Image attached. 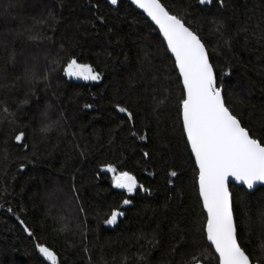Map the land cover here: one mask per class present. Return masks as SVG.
<instances>
[{
	"label": "trees",
	"instance_id": "obj_1",
	"mask_svg": "<svg viewBox=\"0 0 264 264\" xmlns=\"http://www.w3.org/2000/svg\"><path fill=\"white\" fill-rule=\"evenodd\" d=\"M161 2L201 37L226 106L264 137V0ZM73 57L101 80L68 78ZM182 99L164 39L129 1L0 0V264H51L38 243L58 264H218ZM231 191L239 243L264 264V186ZM112 210L123 215L105 223Z\"/></svg>",
	"mask_w": 264,
	"mask_h": 264
},
{
	"label": "snow or ice",
	"instance_id": "obj_2",
	"mask_svg": "<svg viewBox=\"0 0 264 264\" xmlns=\"http://www.w3.org/2000/svg\"><path fill=\"white\" fill-rule=\"evenodd\" d=\"M133 2L159 26V31L167 42V50L174 55L175 67L182 78V127L198 165L199 196L207 211L203 228L206 239L218 253V264H250L249 256L237 239L228 180L232 177L249 189L257 182H264V137L254 138V134H250L251 130L242 126L241 119L226 106L222 86H217L208 52L191 24L184 18L171 14L161 0ZM199 2L204 4L206 0ZM110 3L115 5L117 0H110ZM223 3L224 0H220L221 6ZM220 27L222 25H218V30ZM63 71L68 76L84 80L95 81L101 78L100 73L91 65L80 64L74 57L68 60ZM26 79L32 82L35 77L26 76ZM27 102L26 99L21 101ZM117 108L120 112H127L131 118L132 113L127 108L119 105ZM43 116L47 118V112ZM51 127V122L44 124L41 131L47 132ZM24 138V131L15 135L16 141ZM106 168L114 173L113 183L117 187L126 189L129 193L138 187L136 178L129 172L116 173L111 164L106 165ZM171 175L177 174L173 171ZM123 203L128 204L130 201L124 200ZM120 215L123 213L112 210L105 223H114ZM35 247L51 264H58L56 254L49 247L42 243ZM192 264L200 262L193 258Z\"/></svg>",
	"mask_w": 264,
	"mask_h": 264
},
{
	"label": "water",
	"instance_id": "obj_3",
	"mask_svg": "<svg viewBox=\"0 0 264 264\" xmlns=\"http://www.w3.org/2000/svg\"><path fill=\"white\" fill-rule=\"evenodd\" d=\"M117 1H119V0H117ZM127 1H129L136 9H138L140 12H142L143 14H145V16L151 21V23L159 30V26L158 25H156L155 24V22L154 21H152L151 20V18L150 17H148L147 16V13L143 10V9H141V8H139V6L137 5V4H135L134 2H133V0H127ZM162 3V2H161ZM160 32V31H159ZM160 34H161V36H162V38L164 39V37H163V34L160 32ZM164 41H165V43H166V46H167V42H166V40L164 39ZM202 43H203V41H202ZM204 44V43H203ZM205 45V44H204ZM205 48H206V46H205ZM206 51L208 52V50H207V48H206ZM169 52H170V50H169ZM170 54L173 56V58H174V55L170 52ZM208 57H209V53H208ZM174 60H175V58H174ZM209 62L211 63V60H210V57H209ZM212 64V63H211ZM213 66V65H212ZM213 69H214V67H213ZM178 70V69H177ZM178 73H179V70H178ZM214 74H215V76H216V73H215V70H214ZM181 78V77H180ZM216 80H217V78H216ZM181 81H182V78H181ZM183 85V84H182ZM217 86H218V83H217ZM222 94H223V91H222ZM223 98H224V95H223ZM225 100V99H224ZM181 117H182V112H181ZM243 126V125H242ZM185 136H186V133H185ZM186 139H187V137H186ZM189 144V143H188ZM189 147H190V144H189ZM190 150H191V147H190ZM192 153V152H191ZM192 155H193V158H194V160H195V156H194V154L192 153ZM196 163V162H195ZM196 166H197V169H198V165L196 164ZM107 172H110V171H108L107 170V168L105 169ZM136 181H137V185H138V180L136 179ZM232 185H235V186H237V187H245L246 188V190L248 191V192H254L257 188H259V187H262V186H264V182H257L256 184H254V186H253V188H251V189H249V188H247V186L246 185H244V184H242L241 182H239V181H235V179L234 178H232V177H229V180H228V188H229V192H230V198H231V204H232V211H233V193H232V191H231V186ZM198 188H199V170H198ZM124 190H126V189H124ZM201 198V197H200ZM201 201H202V198H201ZM202 204H203V201H202ZM204 211H205V213H206V215H207V211H206V209H204ZM233 218H234V223H235V225H236V220H235V216H234V211H233ZM236 228H237V225H236ZM237 239H238V231H237ZM209 243H210V245H211V242L210 241H208ZM238 242H239V240H238ZM213 247V249H214V252H215V248H214V246H212ZM242 247V246H241ZM215 254H216V256L218 257V253H216L215 252ZM247 254V253H246ZM248 255V254H247ZM250 258V257H249ZM250 264H254L253 262H252V260L250 259Z\"/></svg>",
	"mask_w": 264,
	"mask_h": 264
},
{
	"label": "rangeland",
	"instance_id": "obj_4",
	"mask_svg": "<svg viewBox=\"0 0 264 264\" xmlns=\"http://www.w3.org/2000/svg\"><path fill=\"white\" fill-rule=\"evenodd\" d=\"M67 75V74H66ZM67 77L68 78H70V79H73V80H76V81H84V82H97V81H100L101 80V78L99 79V80H95V81H93V80H84V79H82V78H79V77H72V76H68L67 75ZM47 123H50L49 121H46ZM56 127V126H55ZM57 128V127H56ZM61 200H63V198L61 199ZM68 210H70V207H68L67 208ZM73 212H74V210H73ZM57 214H58V216L60 217V218H62L63 217V214L61 213V212H59V211H57ZM78 215V214H77ZM77 220H80V219H76V225L73 227V230L74 231H78L79 229L78 228H81V225L82 224H80V223H78V221ZM113 224V223H112ZM71 225L73 226V223H71Z\"/></svg>",
	"mask_w": 264,
	"mask_h": 264
}]
</instances>
